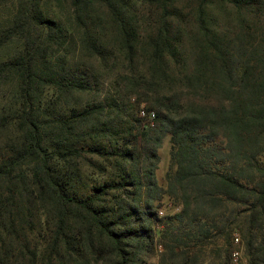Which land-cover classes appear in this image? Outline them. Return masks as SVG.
Listing matches in <instances>:
<instances>
[{
	"label": "trees",
	"instance_id": "16d2710c",
	"mask_svg": "<svg viewBox=\"0 0 264 264\" xmlns=\"http://www.w3.org/2000/svg\"><path fill=\"white\" fill-rule=\"evenodd\" d=\"M263 15L261 0H0V264H133L155 222L180 264L235 230L264 264ZM165 194L180 209L158 218Z\"/></svg>",
	"mask_w": 264,
	"mask_h": 264
},
{
	"label": "rangeland",
	"instance_id": "374dc122",
	"mask_svg": "<svg viewBox=\"0 0 264 264\" xmlns=\"http://www.w3.org/2000/svg\"><path fill=\"white\" fill-rule=\"evenodd\" d=\"M264 1V0H261ZM56 12L62 18L63 22L66 21L65 17L67 14V9L65 7H59L56 9ZM7 10L2 11V14L5 15ZM259 28L264 36V15L262 16V23L260 24ZM13 50L11 47H5L0 49V59L7 58ZM115 75L108 76L103 81L102 84V91L104 92L105 89L110 88L113 79H117ZM118 80V79H117ZM135 96H131L129 98V103H135ZM140 108L144 109V103H140L138 107H136V115L139 117L138 111ZM146 121V122H145ZM145 123L148 122L145 119ZM157 156V164L156 169L154 172V176L158 185L162 186L164 189L167 183V177L170 176L174 170V166L171 165L169 161V143H168V136H164L161 139L159 147L156 150ZM154 210L157 213L158 218H165L172 216L180 209V204L177 200L173 198H169L166 194L162 195L160 199L153 201ZM161 212V214H159ZM165 221V219H164ZM166 222V221H165ZM170 226L168 224H164V222H155L151 225L152 234V241L148 246L147 250H143L141 248H134L133 254H135L136 261L133 264H180V260L178 258H173L169 256L168 250L163 246L167 242L165 236L162 235L165 227ZM236 240V241H235ZM200 249V251H199ZM190 248L189 254L192 255L195 253L199 255V259L197 264H224V260L227 261V264H232V257L231 253L233 251L238 252L239 262L240 264H249L248 256L246 255L245 251V243L242 237L240 236V232L235 230L231 232L230 237L228 239V243L224 241V239H217L216 241L209 240L207 241L202 247ZM225 249H228V252L225 253ZM178 250V249H177ZM199 251V252H198ZM176 254L178 251H175ZM174 252V253H175Z\"/></svg>",
	"mask_w": 264,
	"mask_h": 264
},
{
	"label": "built area",
	"instance_id": "2783aa9c",
	"mask_svg": "<svg viewBox=\"0 0 264 264\" xmlns=\"http://www.w3.org/2000/svg\"><path fill=\"white\" fill-rule=\"evenodd\" d=\"M139 115L141 117H144L145 119H147L148 120V123L150 124V126L152 125V122H153V120L155 118L154 112H152V111H145L144 109L140 108ZM159 214H161V212H159ZM231 257H232V264H240V262H239V256H238V252L237 251H233L231 253Z\"/></svg>",
	"mask_w": 264,
	"mask_h": 264
}]
</instances>
